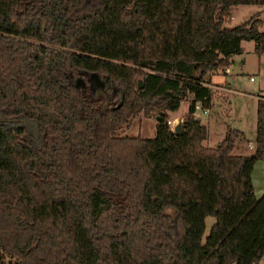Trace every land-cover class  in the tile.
Segmentation results:
<instances>
[{
  "label": "trees",
  "instance_id": "trees-1",
  "mask_svg": "<svg viewBox=\"0 0 264 264\" xmlns=\"http://www.w3.org/2000/svg\"><path fill=\"white\" fill-rule=\"evenodd\" d=\"M250 5L264 0H0V264H261L264 100L249 156L234 129L203 146L194 115L243 42L264 53L257 16L223 26ZM139 114L152 139L114 135Z\"/></svg>",
  "mask_w": 264,
  "mask_h": 264
},
{
  "label": "rangeland",
  "instance_id": "rangeland-1",
  "mask_svg": "<svg viewBox=\"0 0 264 264\" xmlns=\"http://www.w3.org/2000/svg\"><path fill=\"white\" fill-rule=\"evenodd\" d=\"M231 10L232 12L229 18H226L223 22L224 27L229 28L237 26L255 15L263 21L261 27H259V31L264 32V7L251 5L237 6ZM251 47L252 42H243L241 44V54L232 56L230 60V76L233 77L232 82H230V87L232 90L238 92L231 94L232 104L230 105V113L233 119L246 130L252 125L254 120L255 96L260 95L264 97V53L255 55ZM212 73H210V75ZM215 73H218V71H215ZM249 78H252L254 81L249 82ZM213 91L214 94L218 93L215 90ZM222 110L226 112V109ZM185 112H187V104L180 103L177 115L179 116ZM201 121H204V118H202ZM154 126L155 120L153 118H144L139 114L134 119L130 120L128 125L122 126L120 129L116 130L114 135L116 137L152 139L154 135ZM217 136V131L214 130L210 133L209 139L205 140L204 145L208 148H214L216 144H218L216 143ZM252 153V150H248L246 151V156ZM235 154L236 152L232 151V155ZM251 182L253 196L258 199L264 193V160L258 161L254 166L251 174ZM213 221V218L210 217L204 220V236L207 235ZM260 263L264 264V257Z\"/></svg>",
  "mask_w": 264,
  "mask_h": 264
},
{
  "label": "crops",
  "instance_id": "crops-1",
  "mask_svg": "<svg viewBox=\"0 0 264 264\" xmlns=\"http://www.w3.org/2000/svg\"><path fill=\"white\" fill-rule=\"evenodd\" d=\"M233 8L235 7H232L231 9ZM231 9L229 11L228 18L231 15V12H232ZM261 25L259 27H261ZM259 27H258V31H259ZM260 33H264V32H260ZM251 49L253 50V43H252ZM225 69L228 70V73H224ZM225 69L222 70V72L218 71V73L214 72L211 75H209L207 87L209 88L210 93H211V100L209 103L210 112L207 115L200 116L198 120L206 128V131H207L206 139L207 140L209 139L211 132H213L214 130L217 131L218 136L216 138L217 139L216 143H219L223 139V136L227 128L236 130L239 134H238L237 140L235 141L233 151L236 152L235 156H246V151L248 150L254 151L256 104L258 100L260 99L264 100V97L260 95L255 96L254 120H253L252 125L248 127V129L246 130L237 121H235L233 117L231 116V113H230V105L232 104L231 94H234L237 91L232 90L230 87L231 86L230 82H232V78H233L232 76H230L231 74L230 66ZM253 81L254 80L249 81V82H253ZM213 90L217 91L218 93L214 94ZM218 97H221V98H218ZM182 103L187 104V110H188L189 102L186 101ZM222 109H226V112ZM177 111L178 109L174 112H169L167 113V116H168V119L170 120L175 119L178 123H181V121L184 119L187 112L182 113L178 116ZM202 118H204V121H201ZM204 142L202 143L203 146H205ZM256 163L254 164V166L256 165Z\"/></svg>",
  "mask_w": 264,
  "mask_h": 264
},
{
  "label": "built area",
  "instance_id": "built-area-1",
  "mask_svg": "<svg viewBox=\"0 0 264 264\" xmlns=\"http://www.w3.org/2000/svg\"><path fill=\"white\" fill-rule=\"evenodd\" d=\"M224 73H228V70L225 69ZM252 80L253 79L250 78L249 81H252ZM194 112H195L194 115H195L196 119L198 120L200 118V116L207 115L210 112V110H209V108H202L199 104H195L194 105ZM176 123H177V121L175 119H173V120L167 119L165 122V125L167 126V128L171 132H173Z\"/></svg>",
  "mask_w": 264,
  "mask_h": 264
},
{
  "label": "water",
  "instance_id": "water-1",
  "mask_svg": "<svg viewBox=\"0 0 264 264\" xmlns=\"http://www.w3.org/2000/svg\"><path fill=\"white\" fill-rule=\"evenodd\" d=\"M92 88L95 89L96 92H101L100 91V83L98 82L96 77L93 78ZM172 133L175 134V135H179L180 134V123H178V122L176 123Z\"/></svg>",
  "mask_w": 264,
  "mask_h": 264
}]
</instances>
